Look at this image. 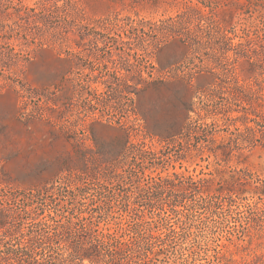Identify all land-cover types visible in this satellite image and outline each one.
Instances as JSON below:
<instances>
[{"label": "rangeland", "instance_id": "374dc122", "mask_svg": "<svg viewBox=\"0 0 264 264\" xmlns=\"http://www.w3.org/2000/svg\"><path fill=\"white\" fill-rule=\"evenodd\" d=\"M180 81L194 128L164 143L153 132ZM262 98L264 0H0V254L86 226L133 236L123 264L264 256V195L250 192L264 179ZM174 174L184 189L163 182ZM189 177L205 180L196 191ZM48 214L70 230L38 232Z\"/></svg>", "mask_w": 264, "mask_h": 264}, {"label": "trees", "instance_id": "16d2710c", "mask_svg": "<svg viewBox=\"0 0 264 264\" xmlns=\"http://www.w3.org/2000/svg\"><path fill=\"white\" fill-rule=\"evenodd\" d=\"M162 85H171L170 82H159ZM148 85V83L146 84ZM175 85V84H174ZM149 86V85H148ZM176 89L170 91V93L175 94L179 98L178 103H173L171 106V112L165 116L162 119H159V129L154 131L153 133L159 135V137L162 139L164 143H169L174 135H177L180 133L184 126L187 127L189 130H193V125L192 124H185V119L189 117V111L192 110L190 108L192 107H187V103L190 104V101L192 100L193 95V86L189 83H185L184 81L178 82V84L175 86ZM176 92V93H175ZM236 97V95H233ZM237 98V97H236ZM238 99V98H237ZM264 100V98H262ZM192 103V101H191ZM262 104V103H260ZM191 106V104L189 105ZM224 111L228 113L231 111L230 107L227 106L226 109L224 108ZM183 114V117H182ZM259 118L261 120H255L256 124L259 126L258 132H259V137L257 140L261 142L264 145V115L261 114L260 112L258 113ZM213 125L214 123H210ZM209 124V125H210ZM208 125V124H207ZM203 128V131H205V127ZM115 129L122 130V127H115ZM244 130L247 132V130L252 129L251 126H246ZM123 131V130H122ZM125 131V130H124ZM152 132V131H151ZM244 139L246 135H243ZM169 144H167V147ZM140 160L142 161V155L139 154ZM176 179H178L179 183L174 185V183L170 180L167 179V176H164L163 182L165 184H170V186H178L176 189H184V178L183 176H178V174H174ZM222 181H224V176H220ZM205 179L204 178H198V179H193L192 177H189V186L193 188V190H198L196 187L200 183H202ZM245 182H248L247 179H245ZM244 182V183H245ZM254 185L251 188V194L252 196H259L261 198L262 195H264V179L258 178L256 181H254ZM158 186H155L154 189H147L148 192L160 194L158 191ZM76 191L80 192L82 189L80 188L79 185H76ZM246 192L245 189H241L239 191V195ZM209 197L208 195H202L200 196V200L205 201ZM255 206L257 204V201H254ZM39 209V208H38ZM62 218H66L68 222L71 223L72 221V214L71 215H63L60 214ZM81 216V215H80ZM79 216V217H80ZM131 216V215H130ZM48 219H41L37 222L38 226L40 225L38 232L40 230H43L51 226L50 222L55 223L54 225H58L60 227L61 231L68 232V229L70 230V226H65L62 223H59L58 220H56L55 216H52L50 214L47 215ZM170 218L169 214H163L159 217V222L163 223H168ZM77 219H79L77 217ZM143 221H135V224L138 225V223ZM7 224L6 221V213L4 210H0V229L2 228L5 229ZM121 230L123 231L122 227H120ZM82 231L83 233H79V230H74L71 231V235H73L74 240L72 242L68 243H60L59 240H56L53 237L46 235L44 238L41 239V242L38 241L37 245L34 247H31L30 244L28 245H19L17 247H14L13 245L5 247V253L7 256H4L0 254V261L3 260L7 262L8 264H12V261L10 259H14L15 261L19 262L20 264H83L85 260L88 261V264H123V261L125 260H131L132 254L127 253L125 256H123L119 251L121 250L120 244H123L127 250L132 249L133 246V241L132 238L133 236L127 235V238L123 237L120 238L116 235L114 232H110V230L106 231H99L98 234H90L89 232L86 233L87 228L86 226H82ZM18 232L21 233V228L18 229ZM79 233V234H78ZM55 235H57L54 232ZM53 234V236H54ZM122 236V235H121ZM141 235L139 233L137 234V237L139 238ZM78 237V238H77ZM36 243V242H35ZM139 247H142L143 245L138 244ZM37 247H41L40 250L37 249ZM146 249V248H145ZM158 249L157 251L152 250V249H146V251H149L151 254L155 253V255L158 254ZM2 249L0 247V253ZM54 253L57 255L54 256ZM149 254V253H148ZM147 252H145V256L148 257ZM264 264V256L263 255H255V258L253 262H244L243 264Z\"/></svg>", "mask_w": 264, "mask_h": 264}]
</instances>
